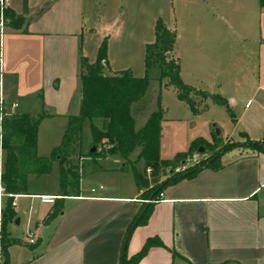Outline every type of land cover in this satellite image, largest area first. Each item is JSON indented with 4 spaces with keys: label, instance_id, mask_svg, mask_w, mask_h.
<instances>
[{
    "label": "crops",
    "instance_id": "obj_1",
    "mask_svg": "<svg viewBox=\"0 0 264 264\" xmlns=\"http://www.w3.org/2000/svg\"><path fill=\"white\" fill-rule=\"evenodd\" d=\"M110 1L28 0L24 25L5 27L0 34V104L2 100L5 112L10 114L45 115L38 127L40 156H49L41 152L40 131L44 121L64 120L62 141L68 117L80 112L85 33L108 39L107 72H134L130 66H121L119 57L137 47L139 61L146 59L147 45L155 42L152 35L156 24L166 19L161 9L149 12L143 6L139 9L133 5L128 14L125 11L113 16ZM198 4L201 13H210L211 7L221 11L227 24L221 25V29L228 26L237 38L231 40L222 35L214 39L209 32L213 25L202 23L197 27L190 23L191 36L195 28L201 33V37H191L188 42L190 60L195 64L199 58L209 59L211 53H219L220 57L224 52L232 54V66L223 70L220 80L207 82L203 77L200 80L205 68L194 65V82L184 83L219 94L227 103L233 87L239 94L233 101L239 110L233 112L234 126L227 132L224 144L241 145L225 151L218 167H205L194 176L168 183L152 201L147 223L134 228L125 251L131 257L148 238L158 237L162 244L153 245L136 264H218L225 260L264 264V152L243 145L248 139L264 141V3L199 0ZM11 9L22 14V0L19 10ZM225 17L232 21L227 22ZM111 22L122 23V29L115 35H106ZM115 46L121 47L120 56ZM173 55L180 63L183 77V64L175 56V47ZM243 93L246 95L241 96ZM208 100L196 112L187 104L190 113L201 114L221 105ZM61 141L58 144L55 141L51 150ZM195 152L186 160L192 161L191 165L200 160ZM90 158L93 160L84 164L80 190L75 194L58 195L60 175L55 177L57 185L53 191L30 190L33 178L51 174L55 167L59 172L58 161L49 173L29 175L28 191L16 197L15 217L8 224L12 240L8 264H122L127 233L145 202L144 188L139 187L137 180L134 187L120 193L86 186L88 174L97 170L94 166L104 167L102 161L111 163L108 156L102 161ZM129 161L133 162L130 157ZM171 170L159 182L172 176ZM41 196H53L54 200L45 201ZM57 208L56 215L49 217ZM22 225L25 237L14 233ZM29 229L35 233L33 243L27 236ZM3 260L0 242V264Z\"/></svg>",
    "mask_w": 264,
    "mask_h": 264
},
{
    "label": "trees",
    "instance_id": "obj_2",
    "mask_svg": "<svg viewBox=\"0 0 264 264\" xmlns=\"http://www.w3.org/2000/svg\"><path fill=\"white\" fill-rule=\"evenodd\" d=\"M264 3V0H261ZM28 13V0H22V14L15 16L13 10L5 13L6 20H11L8 27L20 28L25 23ZM17 18V21L15 20ZM155 42L146 47V68L159 65L162 77L168 79L169 84L175 86L178 97L189 104L193 111H198L201 104H196L195 96H203L214 102L227 105V100L219 94L198 90L193 86L186 85L180 76V63L174 57L173 51L177 41L176 30L159 20L155 27ZM108 65V43L104 39L95 61L81 57V107L79 114L70 115L63 135L62 142L53 149L50 156H40L37 152L38 127L45 116L44 114L33 115L29 113H6L0 120V135L2 145L6 150V160L3 171V182L6 189L14 194L28 191V178L30 174L38 176L49 173L53 169L55 161L59 163L60 189L58 195L65 196L78 193L81 183L80 162L75 156L83 153L84 126L88 122L92 138V146L82 155L98 156L106 147L109 153L120 154L128 161L129 155L138 146L141 147L138 160L145 162V170L149 166L155 168L158 174L161 167L174 165L177 162H169L160 159V133L162 109L154 111L147 122L140 129L136 128L133 107L145 96L150 79L148 76L135 77L131 70L116 73H106ZM216 144L212 145L215 146ZM220 150L214 152L207 159L184 171H178L162 181L149 195L155 199L161 190L171 182L184 177L194 176L205 167H218L220 156L227 150L236 147L235 142L223 144ZM253 150L264 152V141L248 139L245 144ZM95 146L96 150L91 148ZM98 146H101L99 149ZM195 149L190 152L191 155ZM185 154L181 158L185 159ZM211 161L210 164L208 162ZM173 169V168H172ZM135 176L140 188L148 185V180L136 171ZM175 177V178H173ZM145 197V191L142 193ZM153 207V202L143 204L140 213L132 222L130 228L141 215L138 225L147 223ZM59 208L49 214L56 215ZM15 211L12 206V198L7 199L4 214L3 227L0 231V242L5 264H8V248L12 243L8 232V224L14 220ZM129 228V230H130ZM129 236V231L126 238ZM158 237H150L146 240L139 252L131 257L122 259V264H136L153 245H161ZM218 264H242L237 260H225Z\"/></svg>",
    "mask_w": 264,
    "mask_h": 264
},
{
    "label": "rangeland",
    "instance_id": "obj_3",
    "mask_svg": "<svg viewBox=\"0 0 264 264\" xmlns=\"http://www.w3.org/2000/svg\"><path fill=\"white\" fill-rule=\"evenodd\" d=\"M110 2L111 6L113 7L110 14H112L113 16L115 14L121 15L125 11H127L128 14L132 5L135 7L139 6V9L140 6H143L144 8H141L146 11L150 10L149 12H159V9L162 10L163 14L166 17V19H164L166 24L175 29L177 33L175 56L180 57V62H182L183 64V77H181L183 82H194V73L192 72L194 65H197L198 67L203 66V68H205V72L203 76L200 77V80L204 78L207 82L220 80L222 78L221 73L223 72V70L231 68V53L223 52L224 56L222 55L220 57L218 56L221 55L219 53H211L209 55V59H207L206 57H202V59L199 58L195 64L194 61L190 60L188 55L187 48L188 42L191 37H201V33L196 30V28L193 36L189 34L190 23L194 24L197 27L202 23H210L213 26H211V30L209 32L211 37H213L214 39L219 38L222 35L225 38L231 40L237 38L233 30L228 26H222L223 30L221 29V25L227 24L221 18L222 12H218L216 8L211 7L210 13H201V11L196 6V4L199 6V0H111ZM20 4L21 0H12L11 7L15 10H19ZM10 10L12 9L10 8ZM13 12L15 16L19 15L15 11ZM15 20L17 21V18ZM226 20L227 22L232 21L230 17L229 19L227 17ZM10 22H12L10 19L6 20V18L4 17V23L3 25H1L2 21L0 16V34L3 31L2 29L8 27L7 24ZM217 25L220 26V30H218ZM108 28L110 29H108V33L106 35H115L116 32L121 31L122 23L114 25V23L111 22L109 23ZM152 36V40L154 42V33ZM104 39L99 34L85 33L82 41L83 56L87 57L90 62L95 61ZM215 48L218 49L217 47ZM120 49V46H115L117 55H119ZM119 58H121L120 65L132 67L134 69L133 73L137 77L148 76L150 79V84L145 96L133 107V115L135 118L136 128L143 127L147 122V118L151 115L152 112L162 109L163 117L161 119L159 156L160 159L177 163L171 166L161 167L158 174L155 173V168L153 166H149L145 170V162L138 160L137 157V152L141 149L140 146H138L136 148L137 150L132 152L129 156L133 162L129 161V159L128 161L125 160L120 154L109 153V147L101 150L102 153L98 156L82 155L83 153L87 152L92 146L90 125L88 122H86L84 126L83 153H79L75 157L79 159L81 173L83 166H85L84 164L87 161L93 160L90 157L94 158V160L96 159V161H102L104 160L103 158L107 156L109 157L108 160H111V163L107 164L106 161H102V166L104 167L98 168L97 166L93 167L91 165L93 168H97V170H95L94 174L92 175L91 173L88 174L85 182H87L86 186H91L94 189L106 190L110 193H120L121 191L124 192L131 189V187H134L136 181L135 169L137 172L144 174L149 182L148 185L144 187L146 195L144 197V203H147L150 200L154 201L158 198V196H156L155 199H150L147 195H149L161 183L159 182L160 179L170 174V169L173 168L175 169V172H178L184 171L193 166L190 164L192 161H186L189 155H191L190 152L192 151V149H195V154H198L197 156L200 157V160H202L207 159L212 154H214V152L224 147L223 144L226 143L228 139L227 132L234 126L233 112L237 109L239 110L238 106H234L233 103L234 99L238 97L239 94L236 93L232 87L229 92V100L227 103L228 105H215L213 106L211 111L202 112L201 114H193L190 113V109L187 105L188 103L178 97L176 87L170 85L168 79L162 77L159 65H152L147 70L145 59L142 58L139 61V59L137 58V47H131V51L128 52V54L124 56L121 55ZM106 73L108 74L107 70ZM240 95L243 96L246 94L243 93ZM194 98L196 99V104H201V106L209 101L208 99L203 98V96L201 95H194ZM210 104L216 103L211 102ZM63 123V119H60L59 121L51 119L44 121V124L42 125L40 131L41 152H44L49 156L52 154V144L55 143V141L57 144L61 141L64 125ZM217 129L221 130L220 134L217 133ZM222 129L224 131L223 133ZM53 138H56L57 140H54L53 142L51 140ZM0 139H2L1 135ZM214 144L216 145L212 146ZM98 148L100 149L101 146H98ZM202 148L205 149L204 152H200ZM232 149H235V147ZM232 149H230V151ZM205 153L207 155H205ZM182 154H185L186 157L185 159L181 158V160L178 162L177 159ZM115 158H118V160L120 161H114ZM5 160L6 150L3 148L4 165ZM183 161L186 162L182 164ZM58 175V169L55 167L54 171H52L51 174L42 176L40 178H33L30 182V190L53 191L57 185L55 177H58ZM37 202H39V199H37ZM22 228L25 229L23 225L22 227H16L14 233L21 237H25V233L21 230ZM3 264H5V260H3Z\"/></svg>",
    "mask_w": 264,
    "mask_h": 264
},
{
    "label": "built area",
    "instance_id": "obj_4",
    "mask_svg": "<svg viewBox=\"0 0 264 264\" xmlns=\"http://www.w3.org/2000/svg\"><path fill=\"white\" fill-rule=\"evenodd\" d=\"M12 0H0V16H1V25L4 23L5 13L10 10ZM3 28V27H2ZM3 30V29H2ZM6 114L3 101L1 100L0 104V120H2L3 116ZM3 171H4V164H3V146H2V139H0V231L3 227L4 221V214L6 209V199L12 198V206H16V197L19 194H14L9 192L3 182ZM41 198L45 201H52L54 200L53 196H41ZM27 236L29 238V242H35V233L32 229L27 231Z\"/></svg>",
    "mask_w": 264,
    "mask_h": 264
},
{
    "label": "water",
    "instance_id": "obj_5",
    "mask_svg": "<svg viewBox=\"0 0 264 264\" xmlns=\"http://www.w3.org/2000/svg\"><path fill=\"white\" fill-rule=\"evenodd\" d=\"M217 133L220 134V133H221V130H220V129H217ZM91 150H92V151H95V150H96V147L93 146V147L91 148ZM204 150H205V149L202 148V149L200 150V152H204ZM210 163H211V161L208 162V164H210ZM171 172L173 173V172H174V169H172ZM173 178H175V177H173ZM151 199H152V198H151ZM149 202H151V200H150ZM142 215H143V214H141V215L137 218V220L134 222V224H133L132 227L130 228V230H129V236H130L131 233L133 232L134 228L138 225V222H139L140 218L142 217ZM17 222H19V219L17 220ZM129 236L126 238L125 243H124V246H123L122 259L125 257V250H126V248H127V242H128Z\"/></svg>",
    "mask_w": 264,
    "mask_h": 264
}]
</instances>
